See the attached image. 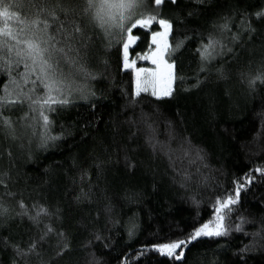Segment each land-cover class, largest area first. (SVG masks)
Returning <instances> with one entry per match:
<instances>
[{
    "label": "trees",
    "instance_id": "obj_1",
    "mask_svg": "<svg viewBox=\"0 0 264 264\" xmlns=\"http://www.w3.org/2000/svg\"><path fill=\"white\" fill-rule=\"evenodd\" d=\"M145 11L171 25L169 96H137L125 34L106 36L81 17L91 76H76L69 103L46 111L55 139L41 143L28 102L3 109L15 138L0 128V264H264V0H144ZM159 31L157 22L132 29L135 67ZM26 71L0 70V95L7 87L15 97L11 80ZM237 184L226 234L191 240L204 224L217 230L216 201ZM179 240L186 246L172 256L156 250ZM33 243L38 255L17 254Z\"/></svg>",
    "mask_w": 264,
    "mask_h": 264
},
{
    "label": "snow or ice",
    "instance_id": "obj_2",
    "mask_svg": "<svg viewBox=\"0 0 264 264\" xmlns=\"http://www.w3.org/2000/svg\"><path fill=\"white\" fill-rule=\"evenodd\" d=\"M143 0H83V5L79 0H0V70H11L13 65L17 67L23 64L26 72L20 74L18 81L12 79L11 83L15 85L16 95L13 97L12 91L7 87L3 89L4 95H0V128L9 130V135L15 138L12 121L3 116V109L9 105H16L28 102L29 108L33 111H39V117L42 120V127L45 132L41 135V143L46 144L49 139H55L47 135V128L50 124L46 111H54L53 104L65 105L69 103L67 94L73 90L74 78L84 75L91 76L88 73L84 58L87 55L85 49L91 37L88 35L87 27L82 26L78 18L88 17L89 23L102 29L105 35H111L110 27H118L122 33H127V41L123 43L124 66L128 67V49L136 37L132 35V29L145 28L150 29L153 22H158L161 27L170 29L171 25L164 20L157 21L156 15L141 16L133 20L127 27L124 25L125 19H131L134 10L141 5ZM157 8L165 3V0H153ZM175 3V0H170ZM202 2V0H201ZM26 5V7H24ZM23 8V14L18 9ZM11 9V10H10ZM93 9L95 11L93 12ZM115 10V11H113ZM125 13L128 15L125 16ZM258 17L264 16V12L256 14ZM15 23V27L10 25ZM227 27V24L224 25ZM250 29V25H249ZM161 33H153V43H157L156 37ZM214 41H211L201 51V59L207 60L212 53L209 49L214 47ZM167 45L162 49L157 45L153 63H162L166 54ZM147 59L148 57H141ZM135 64V61H132ZM65 67L68 71H65ZM167 68H174L173 64H168ZM140 71H145L140 69ZM32 77H35L33 79ZM169 77H172L169 71ZM94 78V77H93ZM260 77H257L259 79ZM253 83L255 81H252ZM31 85V87H28ZM43 87L45 90L43 96H36V89ZM141 91H147V87L141 88L139 81L137 83L136 95ZM166 95L170 92L166 91ZM152 95L156 96L155 91ZM159 98V97H158ZM34 106H38L34 107ZM35 134V133H33ZM261 175L264 170L256 169ZM249 178L246 183H250ZM0 183H3L0 180ZM243 184H237L235 195H229L226 199L216 201L217 230L209 231V224H204L197 228L191 234V240L200 236H220L227 232L223 225V220L232 211L231 205L237 203L240 190ZM25 206L21 202L20 208ZM7 209L0 205V216H3ZM45 212L41 209L37 212V217ZM26 214V213H22ZM32 219H35L33 217ZM52 231V229H48ZM186 246V241L179 240L172 243L159 246L156 250L162 255L172 256L175 250ZM64 247H67L65 244ZM36 244L33 243L27 251L17 249V254L27 256L35 253ZM38 255V253H35ZM59 254V253H58ZM181 255H176L180 259Z\"/></svg>",
    "mask_w": 264,
    "mask_h": 264
},
{
    "label": "rangeland",
    "instance_id": "obj_3",
    "mask_svg": "<svg viewBox=\"0 0 264 264\" xmlns=\"http://www.w3.org/2000/svg\"><path fill=\"white\" fill-rule=\"evenodd\" d=\"M143 9H144V0L141 3V5L134 10V12H133V14L131 16V19H125L124 20L125 27H127L130 23H132L133 20L139 19L141 17V15L143 14ZM94 11H95V9H94ZM113 11H115V10H113ZM144 14L146 16L152 15L148 11L147 12L145 11ZM127 15L128 14L125 13V16H127ZM111 29L115 33H117L118 35H122L123 36L125 34V36H123V38L125 37V39L127 41V33H122L118 27H114V26L110 27V29H109L110 32H112ZM168 30L169 29H165V28L160 26V31L158 33H161V35L156 37L157 43H155V44L153 43V34L151 35V40H150L151 49L148 52H146L144 55L138 57L139 58L138 60L140 62L145 63V66H142V67H139V68L135 67L133 65L132 61L128 60V67L127 68L131 67L133 69L134 74H135V78H136V80H135V93H136L138 81H139V84H140L141 88L147 87V91H141L140 93H147V94H149V95H151L153 97H156V98L169 96V95L165 94L166 91L171 93V90H172V87H173V80H174L173 68L171 70H169L167 68V65L170 64V63L165 58L166 54L163 57V62L162 63H153L152 62V60L154 58L158 59L155 56V52L157 50V45H159L160 48H162V49L165 47V45H167ZM103 33H104V31H103ZM133 43L134 42H132L129 45V47ZM166 53H167V49H166ZM144 56H146L148 58L147 59H142L141 57H144ZM127 59H128V57H127ZM124 68H125V66H124ZM140 69H144L145 71H140ZM169 71H171L173 78L169 77ZM153 91H155L157 93L156 96L152 95Z\"/></svg>",
    "mask_w": 264,
    "mask_h": 264
}]
</instances>
